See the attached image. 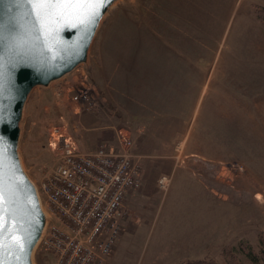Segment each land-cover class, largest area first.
I'll return each mask as SVG.
<instances>
[{"label": "rangeland", "instance_id": "obj_1", "mask_svg": "<svg viewBox=\"0 0 264 264\" xmlns=\"http://www.w3.org/2000/svg\"><path fill=\"white\" fill-rule=\"evenodd\" d=\"M261 8L264 0H120L101 22L98 37L104 21L113 14L130 15L143 31L144 43L148 39L157 44L150 43L157 48L153 60L159 63L154 74L159 78L155 106L159 109L161 101L169 98L157 120L172 119L176 129L167 136L172 149L170 158H165L175 168L166 171L159 167L162 173L151 181L149 194L127 204L135 208L133 219L139 224L137 228L131 223L137 230L134 242L123 263L117 264H162L155 260L165 247L156 244L159 233L172 231L169 223L179 219L200 227L190 231L205 237L204 250L196 243L190 246L205 253V264H264V75L255 74L253 90L242 94L241 74L237 79L233 65L240 60L253 63L244 69L249 74L264 71ZM89 67L81 64L48 87L33 89L25 103L19 155L38 191L57 163V137L77 139L81 112L70 101L71 88L80 82L95 87ZM198 73L199 83L186 95L182 83L197 80ZM128 77L132 80L133 74ZM95 92L99 108L105 109L101 94ZM217 92L213 104L229 101V106L231 98L234 102L241 93L238 137H224L222 148L216 146L219 141L213 132L199 131L201 115ZM144 159L136 157L140 170ZM161 176L169 179L165 191L157 186ZM248 251L258 256L257 262L248 258ZM33 262L53 264L54 259L38 244Z\"/></svg>", "mask_w": 264, "mask_h": 264}, {"label": "crops", "instance_id": "obj_2", "mask_svg": "<svg viewBox=\"0 0 264 264\" xmlns=\"http://www.w3.org/2000/svg\"><path fill=\"white\" fill-rule=\"evenodd\" d=\"M104 23L102 35L99 37L97 35L99 27L91 44L88 63L90 64L89 72L93 80L92 83L95 86L94 88L101 94L102 104L106 108L92 113L81 112L78 117L79 133L77 139L72 140V142L82 152H93L103 143L114 150H118L121 148V143L117 138V132L122 130L132 138L133 144L130 152L132 151L131 153L137 158H145L141 160L143 165L139 175V186L130 191L124 198V208L128 212L126 213L127 218L122 219L120 222L121 228L107 261V264H117L119 262L123 263L126 253L129 254L131 250V244L134 242L137 231L131 228L132 224L137 228L139 224V221L133 219L136 217L133 215L135 208L127 204L134 203L137 198L149 194L150 188L148 187H151V181L159 173H162V168L166 171L171 169L173 171L175 168L170 167L165 158H170L172 149L171 141L169 142L167 136L171 135L169 133L176 129L171 126L172 119L166 121V119L160 118L157 120L159 111H163V108L166 109L169 105V98H164L161 105H159V109L158 106H155V102L158 100L155 97H157L156 91L159 88V78H156L154 74L156 73L155 69L159 67V63L153 60L157 48L152 47L150 43L155 46L157 44L148 41V39L144 43L143 31L136 26L130 15L122 16V13H115ZM96 38H99V40L96 41ZM260 63L257 62V64ZM168 64L171 67L174 66L170 62ZM249 64L250 66L253 65V63L240 60L233 63L238 70L235 72L237 79L238 74H241L239 80L244 85L242 86L244 90H241L242 94L253 90L251 87L255 84V74L264 75V71L253 72V74L246 72L244 69ZM241 67L243 69L239 70L238 68ZM129 74H133L132 80L128 77ZM194 74L197 78L196 73ZM200 77L201 75L199 76L198 73L197 80L194 78L193 81L182 83L181 89L186 95L188 91L195 89ZM207 81L208 77L205 79L203 90ZM166 88L168 89V87ZM217 94L219 92L210 100L209 107L204 115H201L199 131L213 132L214 137L219 141L216 146L222 148L224 137H238L239 115L242 106L239 102L240 94L239 99L237 97L234 102L231 98L230 106L229 101H226L225 104L223 101H219L218 105L217 103L213 104ZM243 97L245 96L243 95ZM242 105L247 108L250 106V104ZM234 124H236L235 127ZM182 221L183 219H179L176 222L169 223L172 231L168 230L166 232L163 230L159 233L156 244L165 247L160 251L162 253L157 254L155 260L158 262L162 264H187L193 261H203L206 257L203 255L205 253H201V250H192L190 246V244L196 243L201 248V244L205 243V237H201L199 231L198 234L196 233L197 230L195 232L190 231V228L197 229L200 227L188 225L189 223L186 224ZM126 234L130 236H125Z\"/></svg>", "mask_w": 264, "mask_h": 264}, {"label": "water", "instance_id": "obj_3", "mask_svg": "<svg viewBox=\"0 0 264 264\" xmlns=\"http://www.w3.org/2000/svg\"><path fill=\"white\" fill-rule=\"evenodd\" d=\"M120 0H105L101 15L87 28L71 9L53 16L50 35L40 38L32 16L20 14L12 0H0V84L10 119L0 121L4 151L5 224L0 258L5 264H34L33 253L45 231L44 212L33 181L19 155L20 121L33 89L48 87L81 64L88 65L89 50L105 15ZM9 204L12 213L9 215Z\"/></svg>", "mask_w": 264, "mask_h": 264}, {"label": "built area", "instance_id": "obj_4", "mask_svg": "<svg viewBox=\"0 0 264 264\" xmlns=\"http://www.w3.org/2000/svg\"><path fill=\"white\" fill-rule=\"evenodd\" d=\"M98 98L87 83L71 88L70 101L79 112L98 111ZM117 138L118 150L103 143L82 152L67 137H57V163L40 191L36 187L48 216L39 246L53 256V264H107L124 217V198L139 186L140 175L139 161L130 152L132 138L122 130ZM168 182L161 176L157 186L165 191Z\"/></svg>", "mask_w": 264, "mask_h": 264}, {"label": "snow or ice", "instance_id": "obj_5", "mask_svg": "<svg viewBox=\"0 0 264 264\" xmlns=\"http://www.w3.org/2000/svg\"><path fill=\"white\" fill-rule=\"evenodd\" d=\"M12 4L18 13L26 12L32 16L36 31L40 38L50 35L53 16L59 10L63 14L64 10L71 9L76 16L80 26L87 28L94 23L101 15V9L105 5V0H12ZM6 99L3 85L0 84V101ZM7 106L0 103V121L10 119V112ZM6 143L0 138V231L5 224V196H4V151L2 145ZM12 213V204H9V215ZM3 247L2 237H0V248ZM0 264H5L0 258Z\"/></svg>", "mask_w": 264, "mask_h": 264}, {"label": "trees", "instance_id": "obj_6", "mask_svg": "<svg viewBox=\"0 0 264 264\" xmlns=\"http://www.w3.org/2000/svg\"><path fill=\"white\" fill-rule=\"evenodd\" d=\"M261 11L264 13V8H261ZM261 12H259L258 14H260ZM264 16V14L262 15V17ZM246 255L248 256V258H250L253 262H257L258 261V256L256 254H254L252 251H248L246 253ZM187 264H205V261H193V262H189Z\"/></svg>", "mask_w": 264, "mask_h": 264}]
</instances>
